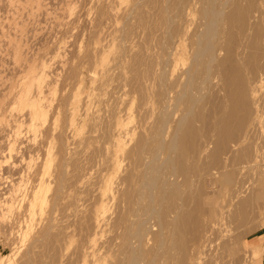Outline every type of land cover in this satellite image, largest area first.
Listing matches in <instances>:
<instances>
[{
	"label": "rangeland",
	"instance_id": "rangeland-1",
	"mask_svg": "<svg viewBox=\"0 0 264 264\" xmlns=\"http://www.w3.org/2000/svg\"><path fill=\"white\" fill-rule=\"evenodd\" d=\"M0 150V264H264V0H0Z\"/></svg>",
	"mask_w": 264,
	"mask_h": 264
},
{
	"label": "bare ground",
	"instance_id": "bare-ground-1",
	"mask_svg": "<svg viewBox=\"0 0 264 264\" xmlns=\"http://www.w3.org/2000/svg\"><path fill=\"white\" fill-rule=\"evenodd\" d=\"M178 41V40H177ZM59 48V47H58ZM61 48H62V46H61ZM58 50V49H57ZM55 52V51H54ZM60 53V52H59ZM57 54H58V52H57ZM56 54V55H57ZM176 54V53H175ZM174 54V55H175ZM54 55V54H53ZM177 55H178V53H177ZM51 57V56H50ZM57 57V56H56ZM46 58V57H45ZM54 58V57H53ZM52 58V59H53ZM59 58V57H58ZM120 58V57H119ZM171 58H172V56H171ZM51 59V60H52ZM45 60V59H44ZM59 60V59H58ZM57 60V61H58ZM48 61V60H47ZM55 61V60H54ZM61 61V60H60ZM171 61V60H170ZM49 62V61H48ZM44 63H46V62H44ZM48 64V63H47ZM55 64V63H54ZM44 65H46V64H44ZM41 66V65H40ZM39 65H37V67H40ZM51 66V65H50ZM180 66V65H179ZM41 68V67H40ZM45 67H43V69H44ZM40 70L39 72H36V73H33V74H31L30 76H29V78H28V81H27V83L24 85V87H22L21 89H22V92H21V95L19 96V98H18V101L17 100H15V98H14V102L16 101V106L14 107V109L13 110H15L16 108L18 109V108H20V107H23V108H26L27 110H29V113H28V115H29V117H30V119H28L29 120V132H30V130H36V128H37V121H43L44 119H45V117H46V113L44 112V108H43V105H42V102H41V100L43 99V96H44V93H43V88H46L45 86H47V85H49V84H47L46 85V77H47V75H49L48 73H46V71H44V70ZM54 69V68H53ZM53 72V71H52ZM26 78V77H25ZM24 78V79H25ZM27 80V79H26ZM48 81V80H47ZM20 82V81H19ZM23 82V81H22ZM48 83V82H47ZM45 85V86H44ZM48 88V87H47ZM21 89H20V91H21ZM45 90V89H44ZM47 91V90H46ZM91 91V90H90ZM16 92V91H15ZM50 93V92H49ZM19 94V93H18ZM42 94H43V96H42ZM14 97V96H13ZM17 97V96H16ZM94 97H95V95H94ZM68 99V98H67ZM91 99V98H90ZM121 101V100H120ZM83 102V101H82ZM109 102V101H108ZM44 103V102H43ZM88 103V102H87ZM14 104V105H15ZM11 105H12V103H11ZM44 106H47V105H45L44 104ZM83 106V105H82ZM258 106H260V105H258ZM80 107V106H79ZM9 108H10V106H9ZM46 108V107H45ZM81 108V107H80ZM103 108V107H102ZM17 109H16V111H17ZM67 109V108H66ZM73 109V108H72ZM81 110V109H80ZM50 111V110H49ZM124 111H126V110H124ZM12 112V111H11ZM28 112V111H27ZM85 112V111H84ZM122 112V111H121ZM260 112V111H259ZM16 113V112H15ZM20 114V113H19ZM23 115V114H22ZM53 115V114H52ZM90 115V114H89ZM10 117H11V114L9 115ZM132 116V115H131ZM13 117H14V115H13ZM12 117V118H13ZM15 117H17V116H15ZM28 117V118H29ZM123 117V116H122ZM128 117H129V115H128ZM49 118V117H48ZM102 118V117H101ZM121 118V117H120ZM119 118V119H120ZM16 120H14V122L15 121H17V119L18 118H15ZM129 119H131V118H129ZM13 120V119H12ZM26 120V119H25ZM46 120H48V119H46ZM46 120H45V122H46ZM100 120V119H99ZM125 121V120H124ZM11 122V121H10ZM67 122V121H66ZM16 123H18V121L16 122ZM16 123H15V125H16ZM20 123V122H19ZM27 123V122H26ZM40 123V122H39ZM43 123V122H42ZM41 123V124H42ZM48 124V123H47ZM80 124V123H79ZM118 124H119V122H118ZM128 124V123H127ZM14 125V123H13V126H15ZM121 124H119V126H120ZM11 126H12V124H11ZM21 126V125H20ZM119 126H118V128H119ZM127 126V125H126ZM132 126V125H131ZM15 127H18L17 125L15 126ZM26 127V126H25ZM25 127H24V129H25ZM130 127V126H129ZM134 127V126H133ZM3 128V127H2ZM6 128V127H5ZM117 128V127H116ZM115 128V129H116ZM132 128V127H131ZM131 128H129V130L131 129ZM141 128V127H140ZM13 129H14V127H13ZM18 129V128H17ZM133 129V128H132ZM38 130V129H37ZM15 131V130H14ZM21 131H23V130H21ZM39 131V130H38ZM118 131V130H117ZM134 131V130H133ZM11 132V131H10ZM13 132V131H12ZM16 132H17V130H16ZM16 132H13L12 134H14V133H16ZM40 132V131H39ZM119 134L117 133V135H120V136H117V137H122V136H126L127 134H129L131 131H127V127L125 128V129H119ZM138 132V131H137ZM9 133V132H8ZM7 133V134H8ZM23 133V132H22ZM21 133V134H22ZM30 133H32V132H30ZM29 133V134H30ZM116 133V132H115ZM134 133V132H133ZM17 134V133H16ZM25 134V133H24ZM26 134H27V132H26ZM39 134V133H38ZM37 134V135H38ZM132 133H130V135H131ZM139 134V133H138ZM5 136V135H4ZM13 136V135H12ZM21 136V135H20ZM62 136V135H61ZM132 136V135H131ZM19 137V136H18ZM18 137H16V139L18 138ZM35 137V136H34ZM101 137H102V135H101ZM12 138V137H11ZM20 138V137H19ZM18 138V139H19ZM50 138V137H49ZM119 138V139H120ZM125 138V137H124ZM123 138V139H124ZM130 138V137H129ZM22 139V138H21ZM34 139V138H33ZM53 139V138H52ZM108 139V138H107ZM118 138H117V140H119ZM123 139H122V141H123ZM20 140V139H19ZM62 140V139H61ZM115 140V142H116V139H114ZM125 140V139H124ZM126 140H127V138H126ZM36 141V140H35ZM11 142V141H10ZM10 142H9V144H10ZM16 142V141H15ZM14 142V143H15ZM20 142V141H19ZM114 142V141H113ZM124 142H126V141H124ZM123 142V143H124ZM28 143V142H27ZM30 143V142H29ZM61 143H63V142H61ZM122 143V145L124 146V144ZM115 145L116 143H112V145ZM133 144V143H132ZM18 145V144H17ZM55 145V144H54ZM120 145H121V143H120ZM25 146V145H24ZM132 146V145H131ZM15 147V146H14ZM13 147V148H14ZM19 147V146H18ZM114 147V146H113ZM118 147V146H117ZM122 147V146H121ZM56 148V147H55ZM112 148V147H111ZM123 148V147H122ZM141 148V147H140ZM257 148V147H256ZM118 149V148H117ZM255 149V148H254ZM7 150H8V148H7ZM38 150V149H37ZM49 150V149H48ZM119 150H121V149H119ZM124 150V149H123ZM261 150V149H260ZM260 150H256V152L257 151H260ZM1 151V150H0ZM68 151V150H67ZM95 151V150H94ZM117 151V150H116ZM262 151V150H261ZM6 152V151H5ZM17 152V151H16ZM33 152V151H32ZM56 152V151H55ZM92 152V151H91ZM114 152V151H113ZM113 152H112V154H113ZM121 152V151H120ZM123 152V151H122ZM125 152V151H124ZM57 153V152H56ZM257 153H259V152H257ZM2 154V153H1ZM54 154V153H53ZM118 154V153H117ZM120 154V153H119ZM15 155H17V154H15ZM114 155V154H113ZM121 155V154H120ZM8 156V155H7ZM36 156V155H35ZM117 156H119V155H117ZM12 157V156H11ZM18 157V156H17ZM51 157V156H50ZM48 158V157H47ZM116 158V157H115ZM33 159V158H32ZM1 160V159H0ZM42 160V159H41ZM47 160V159H46ZM35 161V160H34ZM110 160H108V162H109ZM47 162V161H46ZM48 162H50V161H48ZM65 162V161H64ZM116 162V161H115ZM118 162V161H117ZM121 162V161H120ZM35 163V162H34ZM38 163V162H37ZM112 163V162H111ZM111 163H109V166H110V164ZM114 164V163H113ZM113 164H111V165H113ZM116 164V163H115ZM114 164V165H115ZM118 164V163H117ZM120 164V163H119ZM46 165V164H45ZM49 165V164H48ZM47 165V166H48ZM24 166V165H23ZM120 166V165H119ZM116 167V166H115ZM122 167V166H121ZM44 168V167H43ZM118 168V167H117ZM25 169V168H24ZM48 169V168H47ZM113 170H114V168H113ZM112 170V171H113ZM27 171V170H26ZM25 171V172H26ZM29 171H30V169H29ZM42 171V170H41ZM110 171V170H109ZM116 171H118V169H116ZM108 172V171H107ZM115 172V171H114ZM114 172H113V174H114ZM29 173V172H28ZM41 173V172H40ZM112 173V172H111ZM38 174V173H37ZM45 174V173H44ZM113 174L111 175V177L113 176ZM115 174H117V173H115ZM10 176V175H9ZM44 176V175H43ZM43 176H42V179H43ZM105 176V175H104ZM103 176V177H104ZM107 176H108V174H107ZM110 176V175H109ZM108 176V177H109ZM51 177H53V176H51ZM100 177V176H99ZM114 177L115 176H113V180H112V184H113V181L115 180L114 179ZM30 178V177H29ZM54 178V177H53ZM61 178V177H60ZM102 178V177H101ZM19 179V178H18ZM36 179V178H35ZM105 179H107V178H105ZM105 179H100L101 181H105ZM109 181H111L110 179H108ZM11 181H13L12 179H11ZM21 181V180H20ZM43 181V180H42ZM58 181V180H57ZM25 182V181H24ZM36 182V181H35ZM34 182V183H35ZM106 182V181H105ZM104 183V182H103ZM15 184H16V182H15ZM105 184V185H104ZM103 185V187L99 190V194H97V195H99V197H98V200L99 201H101V208H100V210L102 209V208H104L105 206H106V203L108 202L109 203V201L111 200V202L110 203H112V200H113V198L115 197V195H114V192H115V190H114V185H112L110 182L108 183V181L106 182V183H104ZM14 185V184H13ZM12 185V186H13ZM23 185L24 184H22V187H23ZM37 185V184H36ZM45 185V184H44ZM43 185V183L42 182H40L36 187H35V189H34V191H33V193H32V195H31V198L29 199V198H27V199H29V203H27L28 204V210L27 211H29V213H30V216H33L34 215V213L36 212V207L37 208H39L38 206H42L45 202H46V200H45V195H44V190H47L48 189V187L47 186H44ZM102 186V185H101ZM14 187V186H13ZM32 187V186H31ZM54 187V186H53ZM63 187V186H62ZM116 187V186H115ZM10 188H12V187H10ZM20 188V187H19ZM24 188V187H23ZM98 188V187H97ZM22 189V188H21ZM20 189V190H21ZM64 189V188H63ZM122 189V188H121ZM9 190H11V189H9ZM18 191L17 192H19V189H17ZM24 190V189H23ZM97 190V189H96ZM119 190V189H118ZM16 190L14 189V192H15ZM49 191V190H48ZM117 191V190H116ZM9 192V191H8ZM12 192V191H11ZM16 192V193H17ZM29 192V191H28ZM98 192V191H97ZM20 193H21V191H20ZM22 193H23V191H22ZM27 193V192H26ZM115 194H116V192H115ZM11 195H14L13 196V198L12 199H14L15 198V193H13V194H9V196H8V198H11ZM19 195V194H18ZM55 195V194H54ZM22 196V195H21ZM57 196V195H56ZM16 198H17V196H16ZM18 198H20V196L18 197ZM18 198H17V200H18ZM23 198V197H22ZM49 198V197H48ZM25 199V198H24ZM24 199H23V202H24ZM27 199H26V201H27ZM16 200V199H15ZM16 200V201H17ZM19 200H21V199H19ZM9 201V200H8ZM7 201V202H8ZM10 201H11V199H10ZM114 201V200H113ZM15 202V201H14ZM9 203H11V202H9ZM20 203V202H19ZM26 203V202H25ZM51 203V202H50ZM107 203V206L109 205ZM5 204V203H4ZM8 204V203H7ZM15 204V203H14ZM46 205V204H45ZM13 206H15V205H13ZM16 206H19V204L17 205L16 204ZM25 206V208H26V205H24ZM23 207V206H22ZM7 208L9 209L10 208V206H7ZM6 208V209H7ZM16 208H18V207H16ZM5 209V210H6ZM22 209V208H21ZM105 209V208H104ZM19 210V209H18ZM39 210V209H38ZM99 210V209H98ZM97 210V217H96V219L94 218V224L96 225V226H94V227H96V228H99L100 226H101V222H102V217H101V213H103V212H100V210L98 211ZM105 210H107V208L105 209ZM13 211V210H12ZM11 211V212H12ZM16 212V211H15ZM24 213H25V211H23ZM48 212V211H47ZM8 213V212H7ZM95 213V212H94ZM11 214V213H10ZM21 215V214H20ZM96 215V214H95ZM94 215V216H95ZM106 215V214H105ZM14 216V215H13ZM45 216V215H44ZM52 216V215H51ZM8 217V216H7ZM16 217V216H15ZM26 217V216H25ZM105 217V216H104ZM14 218V217H13ZM36 218V217H35ZM101 218V219H100ZM17 219V218H16ZM106 219V218H105ZM19 220V219H18ZM26 220V219H25ZM28 220V219H27ZM51 220V219H50ZM14 221V220H13ZM19 222V221H18ZM20 222H21V220H20ZM27 222V221H26ZM32 222V221H31ZM2 223V222H1ZM104 225H106L105 223H104ZM35 226V225H34ZM40 226V225H39ZM9 227V226H8ZM15 227V226H14ZM29 227V226H28ZM16 228V227H15ZM24 229V228H23ZM22 230V229H21ZM18 231V230H17ZM27 232V231H26ZM25 233V232H24ZM28 233V232H27ZM26 233V234H27ZM37 233V232H36ZM32 236V235H31ZM34 236V235H33ZM15 239V238H14ZM23 241V240H22ZM28 241H29V239H28ZM37 241V240H36ZM13 242V241H12ZM3 245V244H2ZM10 246V245H9ZM13 247V246H12ZM91 247V246H90ZM90 249V248H89ZM14 251V250H13ZM31 251V250H30ZM35 253V252H34ZM102 256L101 254H100V250H93L92 249V251L91 252H86L85 253V259L87 258V260L90 258L91 259V263L92 262H94L95 260H92L93 258L95 259V258H97V256L98 257H100V256ZM10 256V255H9ZM101 258V257H100ZM103 258V257H102ZM30 259V258H29ZM87 262V261H86ZM95 263H96V261H95ZM94 263V264H95ZM2 264V263H1Z\"/></svg>",
	"mask_w": 264,
	"mask_h": 264
},
{
	"label": "crops",
	"instance_id": "crops-1",
	"mask_svg": "<svg viewBox=\"0 0 264 264\" xmlns=\"http://www.w3.org/2000/svg\"><path fill=\"white\" fill-rule=\"evenodd\" d=\"M263 261H264V259H263Z\"/></svg>",
	"mask_w": 264,
	"mask_h": 264
}]
</instances>
